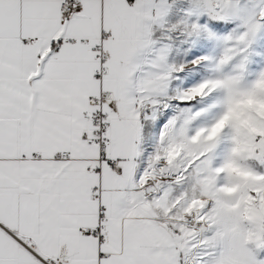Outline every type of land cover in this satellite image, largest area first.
<instances>
[{
	"label": "snow or ice",
	"instance_id": "6c2138e0",
	"mask_svg": "<svg viewBox=\"0 0 264 264\" xmlns=\"http://www.w3.org/2000/svg\"><path fill=\"white\" fill-rule=\"evenodd\" d=\"M0 264H264V0H0Z\"/></svg>",
	"mask_w": 264,
	"mask_h": 264
}]
</instances>
